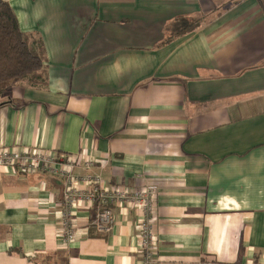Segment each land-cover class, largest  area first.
<instances>
[{"label":"crops","instance_id":"0c3cea01","mask_svg":"<svg viewBox=\"0 0 264 264\" xmlns=\"http://www.w3.org/2000/svg\"><path fill=\"white\" fill-rule=\"evenodd\" d=\"M6 2L42 42L45 82L1 97L0 149L153 187L156 264H264V0ZM62 191L0 166V264H144L136 209L100 234L78 204L67 242Z\"/></svg>","mask_w":264,"mask_h":264},{"label":"built area","instance_id":"2783aa9c","mask_svg":"<svg viewBox=\"0 0 264 264\" xmlns=\"http://www.w3.org/2000/svg\"><path fill=\"white\" fill-rule=\"evenodd\" d=\"M77 163L75 156L58 155L41 147L34 150L0 149V166L17 169L24 175H45L61 180L66 226L61 235L67 242L75 238L73 221L78 204L95 209L91 225L100 234L113 231L116 224L113 207L130 205L139 212L138 233L143 262L156 264L155 189L148 185L135 190L107 188L98 177L77 176L74 172Z\"/></svg>","mask_w":264,"mask_h":264},{"label":"trees","instance_id":"16d2710c","mask_svg":"<svg viewBox=\"0 0 264 264\" xmlns=\"http://www.w3.org/2000/svg\"><path fill=\"white\" fill-rule=\"evenodd\" d=\"M198 24L194 22L189 28ZM18 25L14 9L6 0H0V99L16 84L27 82L33 86L45 82L42 42L30 38ZM186 31L187 23L182 32Z\"/></svg>","mask_w":264,"mask_h":264}]
</instances>
